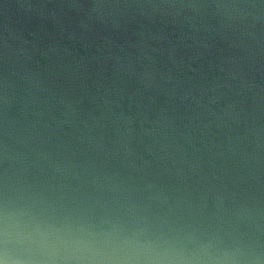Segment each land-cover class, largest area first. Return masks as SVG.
<instances>
[{
  "label": "water",
  "instance_id": "95a60500",
  "mask_svg": "<svg viewBox=\"0 0 264 264\" xmlns=\"http://www.w3.org/2000/svg\"><path fill=\"white\" fill-rule=\"evenodd\" d=\"M146 257L264 264V0H0V264Z\"/></svg>",
  "mask_w": 264,
  "mask_h": 264
},
{
  "label": "clouds",
  "instance_id": "9594fccd",
  "mask_svg": "<svg viewBox=\"0 0 264 264\" xmlns=\"http://www.w3.org/2000/svg\"><path fill=\"white\" fill-rule=\"evenodd\" d=\"M42 256H44L45 258L51 259L54 256V253L51 252H45L43 254H41ZM39 258V257H38ZM146 259L149 260L150 264H151V260L153 259L152 257H146Z\"/></svg>",
  "mask_w": 264,
  "mask_h": 264
}]
</instances>
